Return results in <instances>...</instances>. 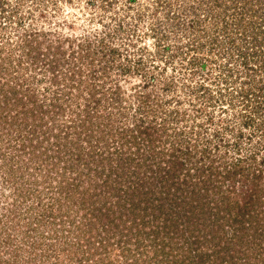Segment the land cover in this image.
Instances as JSON below:
<instances>
[{
	"label": "rangeland",
	"instance_id": "rangeland-1",
	"mask_svg": "<svg viewBox=\"0 0 264 264\" xmlns=\"http://www.w3.org/2000/svg\"><path fill=\"white\" fill-rule=\"evenodd\" d=\"M27 44L46 51L43 58L32 62ZM71 50H80L74 61ZM53 52L59 67L52 74L47 60ZM2 87L6 94L12 87L9 94L27 106L10 108L0 99V264H181L183 252L198 247L204 222L215 218L227 237L201 243L211 254L203 264H240L239 241L226 239L236 203L259 174L256 211L264 215V0H0ZM91 89L98 92L92 96ZM32 97L45 104L74 101L47 119L40 136L52 143L58 126L77 114L108 113L120 130L93 117L87 128L95 131L81 145L80 161L63 145L59 155L45 142L35 148L24 141L30 132L19 131L16 114L31 107ZM97 99L96 106L86 104ZM139 112L155 127L147 132L161 136L152 150L186 155L174 151L177 163L158 157L159 167L149 155L127 171L115 158L91 164L89 148L102 150L123 128L129 133ZM110 130L112 138L105 134ZM200 164L218 168L219 178L195 177ZM236 168L242 175L227 177ZM66 183L75 187L66 191ZM176 212L183 238L194 235L187 242L164 234L163 222L173 223ZM255 251L256 260L260 253L264 260L263 251Z\"/></svg>",
	"mask_w": 264,
	"mask_h": 264
},
{
	"label": "trees",
	"instance_id": "trees-1",
	"mask_svg": "<svg viewBox=\"0 0 264 264\" xmlns=\"http://www.w3.org/2000/svg\"><path fill=\"white\" fill-rule=\"evenodd\" d=\"M68 39L69 38H63L62 41H67ZM79 47H80V45H79ZM59 51L60 50L57 51L58 54L60 53ZM84 51H87V50L84 49ZM44 53H46V51L43 52L42 50H39V47H33L32 45L27 44V57L28 56H31L32 58L34 57L32 62H36L39 58H43ZM57 53L53 52L52 57L47 60V62H49V68H50L52 74H53V72H56L55 68L59 67V65L57 63V62H59V58L57 56ZM79 53H80V50L78 52L71 50L68 57H70L71 61H74L75 60L74 55L76 57V55H79ZM82 53H83V51H82ZM64 54H65L64 52H61L59 55H60V57L61 56L64 57ZM84 55L85 54H81L80 57H83ZM47 66H48V64H47ZM78 72H80V70H78ZM75 73L76 72L74 71V69L71 68V71H69V73H68L69 78H74L76 76ZM52 77H54V76H52ZM103 87H104V84L101 86V88H103ZM8 90L9 91L6 94V92L4 93V91H3V87L0 88V96H1L0 99L2 101H6L8 103V105L10 106V108L15 107V109H17V108L20 109L19 105H21L22 107L27 106V102H23L22 96L15 94V92L13 93V95L9 94V92L13 91L12 87H9ZM88 91H90V90H88ZM97 92L98 91L96 89H91V95L92 96ZM32 93L34 94V92H32ZM25 98H27V97H25ZM36 99H37V97H36ZM31 100H29V102L31 103L30 108H27V110H22V112H21V110L18 113L16 112V114L21 115V117H22V120L20 121V126L22 125V129L20 128L19 131L20 132L25 131V130H27V127H28V131L30 133L27 134V139H25L24 141L30 142V145H34L35 148H40L41 147L40 144L42 145V143L45 142L47 145L50 146V149L54 151V155H59V153H61L60 145H63L65 149H68L69 153L74 152V155L78 159V161L82 160L83 155H84L83 154L84 146H81V145L85 141L89 142L90 141L89 136H91L90 133L95 131L92 128H90V129L87 128L88 125L93 126V124H94L92 122L93 117L94 118L95 117L106 118L107 121L104 124L105 128H108V127L112 128L115 125L114 128H116L117 130H120L118 128V125H116V124H119V122L115 123L112 121L111 123H109L108 120L110 118V114H108V113L106 115H100V116H96V114H93L94 116L90 115V114H82V115L77 114L76 115L77 117L71 118L70 121H67L64 124L58 126V127H61V129L58 130L57 136L56 135L53 136L55 138V140H53V143H52V141L50 140L51 138L48 140V138H49L48 136H45V138L43 136H40V134L45 133L43 131V128H44V126H46V123L48 122L47 119L48 118L54 119L59 114H62L65 110V107H63L65 102L69 107H71L73 105L74 101H72V100L71 101H65L64 100V104H63L58 98L57 99L51 98L49 101H46L48 104H45V101H43V100L37 99V101H33L34 97H32ZM100 101H101L100 99H97V100L92 101V102L91 101L86 102V100H85V102L88 106H90L91 104L96 106L99 104ZM144 105H145V101L142 102V106L139 107L140 111L144 110V107H143ZM113 106L114 105L112 104V107ZM86 108H88V107H86ZM1 110H3V109H1ZM8 110H10V109H8ZM143 114L144 113L139 112L140 116L135 117L132 120L134 126H132L131 130L128 131L129 133H126L127 131L124 130V128H123L121 130H123L124 132H121V133L117 134L115 137H113V133L111 131L112 129L108 128L111 130L105 132V134L107 133L106 135H110V136L112 135L111 138L112 137L113 138H112V140H110L108 142L103 141L101 143L102 145L100 147L102 150L95 151L92 146L89 148V151H88L89 153L87 152L86 156L88 159H90L91 164L94 162H97L99 160H106V159L111 160V159L115 158L118 160H122V162H121L122 165L128 166V168L126 169V171H127L131 167L132 164L135 165V164L139 163L142 165L143 163H145L144 161L146 160L147 156H149V155H152V156L148 157V161L157 167H159V162L157 163L158 157L162 159V160L160 159V161H162L160 163H162V164H163V160H164L163 157H167L168 159H170L169 156L171 157V159L173 158L174 162L176 161L175 163L179 162L180 160L174 158V155L176 154V152H174V151L179 152V158H180V156L183 157V155H186V153L183 151L175 149L174 151H172V153L165 154L164 152H156L157 150H152V149L156 148V146L151 145V144L155 140H159L161 138V136L160 137L153 136V135L149 134V132H147L153 126H151L150 123L145 122ZM0 117H1V115H0ZM52 121H54V120H52ZM73 122H76V124ZM6 123L7 122L5 121V124ZM145 124L147 126H144ZM144 127H146V128H144ZM72 128H73V131L69 132V131H71ZM153 128H155V127H153ZM82 131H84V132H82ZM135 131L137 132V134L133 133ZM150 136H152V137H150ZM139 137H142V139L139 140ZM40 138H43V141L36 142L38 140H41ZM103 140H105V139H103ZM115 141L116 142L118 141V143L114 144ZM144 141L145 142L150 141L151 143L150 142L147 143V144H150V146H144L147 144L141 145L142 144L141 142H144ZM110 142H112V144H114V147L112 150H109V148H111L109 146ZM159 142L161 143L162 140H159ZM37 143H39V144H37ZM68 147H70V148H68ZM22 148H25V146L23 144H22ZM74 148L76 151L74 150ZM45 150H48V149H43V152ZM39 161L41 162V160H39ZM198 163L196 162V165ZM162 164H160V165H162ZM137 169L140 170L141 168L139 166H137ZM195 171H196V174L194 175L195 177L203 175V177H205V178H207L208 176H210V177L211 176L212 177L217 176L215 178H219V175L221 173V172H219V169L216 167L208 166L207 168L206 167L204 168V166L201 164H200V166L195 167ZM169 174L170 173L167 172L168 177H170ZM236 175H242V170L236 168V169L227 171V177L232 178V177H235ZM260 177H261V174L254 175L253 180L250 181V183L248 184L249 186L246 185V189H244L245 192L243 194V203H241V204L236 203L235 208H234L235 209V216H233L232 221H230L231 227L232 226L234 227V228L232 227L233 228V234L231 235L230 239H226V240H234L235 239L236 242L239 241L240 245H239L236 260H239L240 264H258L259 262H260V264H264V260L262 258V253H260L261 257L258 258V260H256V258L253 256V253L256 252L255 250L257 247L259 249H261L264 253V244L261 241V238H264V223H263L264 222V215H263V212L261 213L259 211H256L257 206L259 204H261L259 202L260 199L258 198V196H256V195H258L257 192L259 190V184H258L257 180L261 179ZM156 180H157V178H156ZM160 181H161V183L163 182L162 180H160ZM244 182L248 183V180H245ZM154 184H155L154 181L150 182L148 184L147 190L153 189ZM245 184L246 183H244L243 186H245ZM178 186H180V185H178ZM62 187L66 191H69L71 188L75 187V185H73V183H66L65 185H62ZM204 187L206 188V186H204ZM193 192H194V189L191 190V193H193ZM203 194L207 195L206 192H203ZM158 201H159V199H158ZM206 207L208 208L209 205L206 204ZM253 207H254V210L252 211ZM258 207L260 208V206H258ZM229 208H230V206H228L227 210ZM192 211H194V210H192ZM257 212L259 215L256 214ZM174 216H175V218L173 220V223H171L168 220L167 221L165 220L163 222V225L165 223V225L163 226V230H166L164 232V234L169 238V241H171V240L173 241L175 238L176 239L180 238L179 240L187 242L184 238L189 240V238H191L192 236L194 237V235L192 233H190L189 237L185 236L183 238V232H184V235L187 234V232L185 231L183 224H181V221H182L181 216L177 212L175 213ZM189 216L182 217L183 219L185 218V220H184L185 224L188 223ZM191 217L194 218V215H191ZM209 218H210V216L208 215L207 219H209ZM211 218H213V217H211ZM249 219H251V224H249L247 226L246 222H248ZM216 220L217 219L215 218V220H213V222H211V223H210V221L204 222V224L207 223L208 227L203 228V236H201L200 242L195 241L196 243L199 244L198 247L187 248L183 252V258H185L186 261L182 262L181 264H186V263L187 264H203V263L207 262V260L211 257V254H207V253H209V250H208L209 247L206 248L205 250H202V248L200 249V247H202L201 245L202 244H204V245L209 244L211 246L213 243L227 237L226 236L227 231L224 229V226L217 224V222H215ZM197 221L198 220L195 221V224ZM170 224H171V226H170ZM238 224H239V226H237ZM161 227H162V225H161ZM161 227H159V229ZM218 227H219V229H218ZM238 228H240L241 234L239 233ZM194 231L197 232L199 230L196 229ZM250 231H252V232L249 233ZM251 245H256L257 247H255V246L251 247ZM164 248H165L164 243H162V245H160V243L158 244V250L159 251L162 252L164 250ZM155 250H157V249L155 248ZM155 252H157V251H155ZM231 257L232 256H230L229 258L231 259ZM171 264H174V261H172ZM175 264H178V263H175Z\"/></svg>",
	"mask_w": 264,
	"mask_h": 264
}]
</instances>
